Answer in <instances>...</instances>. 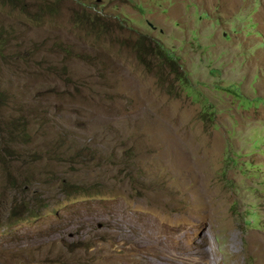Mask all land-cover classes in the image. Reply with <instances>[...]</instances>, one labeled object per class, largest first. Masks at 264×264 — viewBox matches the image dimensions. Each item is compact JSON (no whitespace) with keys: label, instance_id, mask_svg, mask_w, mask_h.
Wrapping results in <instances>:
<instances>
[{"label":"rangeland","instance_id":"374dc122","mask_svg":"<svg viewBox=\"0 0 264 264\" xmlns=\"http://www.w3.org/2000/svg\"><path fill=\"white\" fill-rule=\"evenodd\" d=\"M203 252L264 264V0H0V264Z\"/></svg>","mask_w":264,"mask_h":264},{"label":"bare ground","instance_id":"6f19581e","mask_svg":"<svg viewBox=\"0 0 264 264\" xmlns=\"http://www.w3.org/2000/svg\"><path fill=\"white\" fill-rule=\"evenodd\" d=\"M148 246V245H147ZM149 247H151V246H149ZM205 255V257H206V260H207V264H216L217 262L216 261H214V260H216V259H214V260H212V259H210V256H211V253H209V252H203V256ZM213 256V255H212ZM166 257V256H165ZM168 258V257H167ZM179 258H181V257H179ZM163 259V258H162ZM161 259V260H162ZM171 261V263H173V264H176L177 262H179V260L180 259H178V260H172V259H170ZM181 260L183 261V259L181 258ZM181 260H180V262H181ZM190 262H192V260L190 261ZM167 263V262H166ZM185 263V262H184ZM189 263V262H188ZM196 264L197 263H199V262H195ZM186 264V263H185ZM189 264H191V263H189Z\"/></svg>","mask_w":264,"mask_h":264},{"label":"trees","instance_id":"16d2710c","mask_svg":"<svg viewBox=\"0 0 264 264\" xmlns=\"http://www.w3.org/2000/svg\"><path fill=\"white\" fill-rule=\"evenodd\" d=\"M59 1V0H58ZM43 5H44V8H47V7H50V5H47V4H45V3H43ZM42 10V9H41ZM163 53V52H162Z\"/></svg>","mask_w":264,"mask_h":264}]
</instances>
